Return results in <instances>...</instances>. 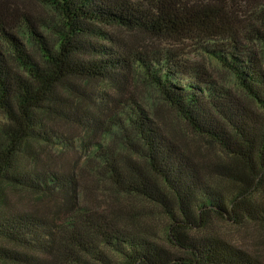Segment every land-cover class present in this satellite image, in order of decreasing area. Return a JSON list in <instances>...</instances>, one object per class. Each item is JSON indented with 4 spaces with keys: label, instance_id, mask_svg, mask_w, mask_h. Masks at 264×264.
I'll list each match as a JSON object with an SVG mask.
<instances>
[{
    "label": "trees",
    "instance_id": "trees-1",
    "mask_svg": "<svg viewBox=\"0 0 264 264\" xmlns=\"http://www.w3.org/2000/svg\"><path fill=\"white\" fill-rule=\"evenodd\" d=\"M0 116V264H264V0H0Z\"/></svg>",
    "mask_w": 264,
    "mask_h": 264
},
{
    "label": "rangeland",
    "instance_id": "rangeland-1",
    "mask_svg": "<svg viewBox=\"0 0 264 264\" xmlns=\"http://www.w3.org/2000/svg\"><path fill=\"white\" fill-rule=\"evenodd\" d=\"M190 56L195 57V59L201 58L202 60L204 59L207 61V58L205 56H204L205 58H202L201 56L194 55V53H191ZM211 65H212V71L216 75L227 79L228 75L226 76L225 70H223L218 63L212 62ZM228 78L230 77L228 76ZM140 89L143 94H146L145 89L142 85H140ZM0 120H1V116H0ZM126 201L129 202V199L127 198ZM214 227L221 235H224L228 240L234 242V244L241 245L250 251L251 250L255 251L256 254H259L261 256V259L264 261V232L260 234V230L256 229L252 225H247L244 229H242L239 226L220 220L215 221ZM258 232L260 234L259 235L260 243L256 245L255 243L259 241L258 237H256L258 235ZM251 234L253 236V239L248 238L246 239V242L243 241L242 237L247 238L246 236L247 235L250 236ZM241 242L244 244H241Z\"/></svg>",
    "mask_w": 264,
    "mask_h": 264
}]
</instances>
